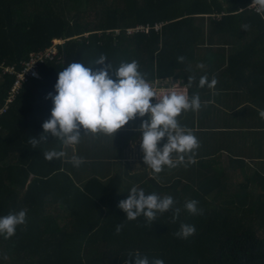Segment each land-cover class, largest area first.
<instances>
[{
    "label": "trees",
    "instance_id": "16d2710c",
    "mask_svg": "<svg viewBox=\"0 0 264 264\" xmlns=\"http://www.w3.org/2000/svg\"><path fill=\"white\" fill-rule=\"evenodd\" d=\"M102 143L105 0H0V264H105ZM107 264H264V0H107Z\"/></svg>",
    "mask_w": 264,
    "mask_h": 264
},
{
    "label": "crops",
    "instance_id": "0c3cea01",
    "mask_svg": "<svg viewBox=\"0 0 264 264\" xmlns=\"http://www.w3.org/2000/svg\"><path fill=\"white\" fill-rule=\"evenodd\" d=\"M157 82H161V81H153V82H149V83H144V82H139L140 84H142V88L139 90V86H138V91L141 95L145 96V101L147 100H151L152 103H159V104H181V103H185L186 99H178V97L174 98V99H178L176 102H170L169 100L166 99L167 95H171L172 94H178V93H182V89H181V83L175 82V81H169V82H173V85H177L178 84V90L176 89H172V90H168L167 88L164 89L166 87V83L168 82V80H166V82H161V83H157ZM138 83V84H139ZM155 83V84H154ZM156 88V89H155ZM178 91V92H177ZM183 101V102H182ZM99 120H101L102 118L97 117ZM74 122H76V124H79V121L74 120ZM189 123H191V121H189ZM90 126V123L88 122V128ZM94 126V123H93ZM98 126V124H97ZM88 132V136H90L93 139V143H96V141H99L97 136L94 132V130H89L87 129ZM150 136V133H148ZM105 144V143H102ZM134 144V143H133ZM136 145V143L134 144ZM137 146V145H136ZM136 146H130V151L129 153H136L138 155V149L136 148ZM133 147V148H132ZM95 151L98 149H94ZM75 152V150H73V153ZM133 157H130V159H135V160H141L143 157H138L135 158L134 155H132ZM140 156V155H139ZM128 160V159H127ZM71 162L73 161V159L70 160ZM132 172V171H131ZM88 172H85L84 174H88ZM131 174H134L133 172Z\"/></svg>",
    "mask_w": 264,
    "mask_h": 264
},
{
    "label": "built area",
    "instance_id": "2783aa9c",
    "mask_svg": "<svg viewBox=\"0 0 264 264\" xmlns=\"http://www.w3.org/2000/svg\"><path fill=\"white\" fill-rule=\"evenodd\" d=\"M159 29V26H155V30H158ZM140 30H144V31H147L148 28H143V27H137L136 30H129L128 32L129 33H133V32H136V31H140ZM56 42V41H54ZM48 50H46L47 52ZM55 51V50H53ZM53 51H51L50 53H52ZM46 52L45 53H38V54H31L30 57H31V61L27 64V68L25 69L24 72L20 73L18 75V81L15 83L14 85V90L17 91L18 89V86H19V82L20 81H24L26 76L27 75H32L33 77H38L36 71H35V64L38 62V61H41L42 60V57L43 55H46ZM54 55V53H52ZM5 71H8L9 73H13V69L12 68H9V69H5Z\"/></svg>",
    "mask_w": 264,
    "mask_h": 264
},
{
    "label": "rangeland",
    "instance_id": "374dc122",
    "mask_svg": "<svg viewBox=\"0 0 264 264\" xmlns=\"http://www.w3.org/2000/svg\"><path fill=\"white\" fill-rule=\"evenodd\" d=\"M64 43V41H61V40H59V41H56V42H54V45H58V44H63ZM52 53H54V54H56V51H53ZM157 83H161V82H157ZM155 84V83H154ZM138 86L140 87L139 88V90L142 88V84H138ZM168 89V90H172V89H176L177 88V90H178V84L177 85H173V82H167L166 83V87L164 88V89ZM156 89V88H155ZM178 92V91H177ZM175 98V96H171V95H169V97L168 98H166L167 100H169L171 103L172 102H176L178 99H174ZM183 102V101H182ZM130 146H136V145H134V144H130L129 145V147ZM133 148V147H132Z\"/></svg>",
    "mask_w": 264,
    "mask_h": 264
},
{
    "label": "water",
    "instance_id": "95a60500",
    "mask_svg": "<svg viewBox=\"0 0 264 264\" xmlns=\"http://www.w3.org/2000/svg\"><path fill=\"white\" fill-rule=\"evenodd\" d=\"M62 47H63V49H64V44H62Z\"/></svg>",
    "mask_w": 264,
    "mask_h": 264
}]
</instances>
